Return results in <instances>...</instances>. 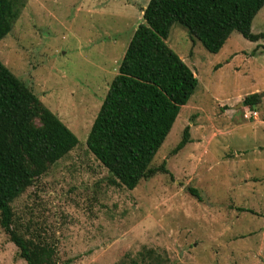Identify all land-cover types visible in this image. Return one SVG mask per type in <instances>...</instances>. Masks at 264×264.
<instances>
[{
    "label": "rangeland",
    "instance_id": "374dc122",
    "mask_svg": "<svg viewBox=\"0 0 264 264\" xmlns=\"http://www.w3.org/2000/svg\"><path fill=\"white\" fill-rule=\"evenodd\" d=\"M149 1L28 0L0 41V60L79 140L12 203L13 228L54 264H264V40L234 32L212 54L174 24L166 43L199 85L151 164L170 175L128 190L88 149ZM252 33L264 34V7ZM254 93L262 102L244 107ZM0 264H27L1 222Z\"/></svg>",
    "mask_w": 264,
    "mask_h": 264
},
{
    "label": "trees",
    "instance_id": "16d2710c",
    "mask_svg": "<svg viewBox=\"0 0 264 264\" xmlns=\"http://www.w3.org/2000/svg\"><path fill=\"white\" fill-rule=\"evenodd\" d=\"M28 0H0V41L9 35ZM264 0H150L135 30L87 139L89 151L109 171L112 184L134 190L158 173L171 174L166 161L151 164L199 81L166 43L175 23L192 39L218 54L238 32L251 42L252 24ZM260 94L246 96L255 108ZM192 142L190 127L172 151ZM79 144L77 136L0 60L1 226L27 264H54V251L13 228L12 203L51 166ZM201 200L197 190H190Z\"/></svg>",
    "mask_w": 264,
    "mask_h": 264
},
{
    "label": "built area",
    "instance_id": "2783aa9c",
    "mask_svg": "<svg viewBox=\"0 0 264 264\" xmlns=\"http://www.w3.org/2000/svg\"><path fill=\"white\" fill-rule=\"evenodd\" d=\"M248 112H249V114L247 115V117H250L252 114H253L254 116L257 115V113H252V112L250 111V109H248Z\"/></svg>",
    "mask_w": 264,
    "mask_h": 264
},
{
    "label": "water",
    "instance_id": "95a60500",
    "mask_svg": "<svg viewBox=\"0 0 264 264\" xmlns=\"http://www.w3.org/2000/svg\"><path fill=\"white\" fill-rule=\"evenodd\" d=\"M263 97V95H260V98H262Z\"/></svg>",
    "mask_w": 264,
    "mask_h": 264
}]
</instances>
